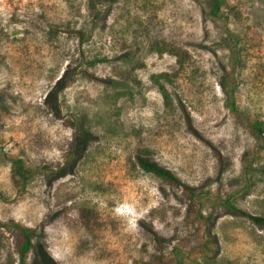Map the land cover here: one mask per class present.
Here are the masks:
<instances>
[{
	"label": "rangeland",
	"instance_id": "obj_1",
	"mask_svg": "<svg viewBox=\"0 0 264 264\" xmlns=\"http://www.w3.org/2000/svg\"><path fill=\"white\" fill-rule=\"evenodd\" d=\"M93 1L0 0V264L16 226L26 264H264V0H223L237 60L205 0Z\"/></svg>",
	"mask_w": 264,
	"mask_h": 264
},
{
	"label": "trees",
	"instance_id": "obj_2",
	"mask_svg": "<svg viewBox=\"0 0 264 264\" xmlns=\"http://www.w3.org/2000/svg\"><path fill=\"white\" fill-rule=\"evenodd\" d=\"M89 1H90V5L92 6V9L96 15L97 9H96V6L94 4V1L93 0H89ZM205 3H206V11H207L208 17L211 20L218 22L220 31L223 34V40L225 41L227 47L230 49L231 56H233L234 59L237 60V57H238V49H237L238 38L235 35H233L231 33V31L229 30L228 25H227L228 17L222 13L223 0H205ZM169 52H172L177 57V62L180 66L188 58V56L185 52H182L176 48H171ZM170 76H171L170 74L163 73V74H160L159 76L153 77V79L156 81V83H159V80H158L159 78H163L165 80L166 79L168 80ZM158 87L160 89V92L163 95L164 100H166V102L169 103V99H168L169 97H168V94H167L164 86L161 84H158ZM227 104H228L229 109L232 112H234V113L238 112V108L236 105V101L234 99L232 89L229 91ZM252 130L254 131V133L257 136H261L262 131H263V128L261 127V123H258V122L254 123L252 125ZM146 154H147L146 150H144V149L138 150L137 165L140 168V170L161 179L162 181H164L166 184H168L172 188L179 189L181 191L183 198L188 202L189 207L191 209V212L194 215L193 220H195L197 222H202V217H201L200 212H199V203L196 199L197 198V192L195 190H193L187 184L183 183L178 177H176L173 173H171L170 171H168L164 167L156 164L155 162L147 160L145 158ZM218 157H219L220 161H223L222 156H220L218 154ZM13 174L16 177V182L21 187H23L25 185V183L27 182L29 175H28L27 170L24 168L22 161L19 159L13 161ZM226 204L228 205V208L231 211H234V212H236L242 216H245L255 223H259L263 220L261 217L251 216V215L235 208V206L229 204L228 202H226ZM16 229L19 232V235L17 236L18 240H17V242H15V246H16L15 252L17 254V264H26V257H27L28 251L31 247L30 231L25 229V228H21L19 226H16ZM154 241L156 242L155 243L156 248L159 251H161L162 250V244H161V241L159 240V237L157 235H154ZM1 245H2V240L0 237V247H1ZM153 259H154L153 260L154 264H162L163 263L159 254L154 255ZM176 264H182V263L177 262Z\"/></svg>",
	"mask_w": 264,
	"mask_h": 264
}]
</instances>
